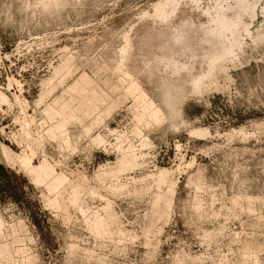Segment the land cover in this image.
Returning <instances> with one entry per match:
<instances>
[{
    "label": "rangeland",
    "instance_id": "rangeland-1",
    "mask_svg": "<svg viewBox=\"0 0 264 264\" xmlns=\"http://www.w3.org/2000/svg\"><path fill=\"white\" fill-rule=\"evenodd\" d=\"M155 1L0 0V264H264V0L213 70L218 0L168 26L143 17ZM134 79L163 122H139Z\"/></svg>",
    "mask_w": 264,
    "mask_h": 264
},
{
    "label": "bare ground",
    "instance_id": "bare-ground-1",
    "mask_svg": "<svg viewBox=\"0 0 264 264\" xmlns=\"http://www.w3.org/2000/svg\"><path fill=\"white\" fill-rule=\"evenodd\" d=\"M182 1L183 0H157L153 3L154 12L149 14L146 11V13L143 17H147V18L149 17V19L152 18L154 21V24L157 23V24L162 25V26L171 25L172 23H174V17L176 16L177 11L179 10ZM190 1L195 3L196 5H198L201 0H190ZM257 2H258L257 0H226V2H220L218 0L215 3V5L212 6L213 8L211 10L206 9L205 13L207 16V21H206V23L202 22L203 24L200 25L201 26L200 29L202 32L204 42L207 43V45L209 44L212 48L215 49L214 52L213 53L211 52L207 57V60H208L209 65L211 67V70H213L212 68L215 64H217V62H220L221 60L227 58L229 55L234 53L235 48L238 47L240 45V43L242 42L241 41V37L243 36L241 34L242 31L250 34V24L246 22V20H245L246 15L245 14H250V16L252 18H255L256 17ZM194 26H195V23L193 21H185V22L181 23V25L179 27H176L175 30L173 29L174 33L173 32L172 33H173L174 43H176L178 45L183 44L185 48L193 50L191 48L190 44L186 41L189 39L188 38L189 37V30ZM197 28H199V27H197ZM194 32L196 33V31H194ZM128 35H126V39H125L126 44L124 43L125 45H124V47H122V50H121L122 54L124 56L129 55V53L131 52V48H132L131 40H130V37ZM201 42H203V41H201ZM168 45H170V44H168ZM211 47H208V48H211ZM195 54L196 53H194L193 57H195ZM174 55L175 54H173V53H172V55H166L165 54V55H163V57L160 56V58L162 57L161 58L162 62L171 63L173 65L172 67H174V72L181 74V72L185 71L184 69L187 68L189 65H187L188 63L182 64L179 61H177V58H175ZM208 62H206V63H208ZM187 69H189V68H187ZM208 74H210V73H208ZM204 77H205V75L193 78V86L196 89H200V83L202 84L203 81L201 82V80ZM191 80H192V78H191ZM131 82L132 83L128 87L129 90H131L132 93H135V94L138 93L137 96L143 101V105H142V103H140L142 105V108H141V111H139L140 112L139 118H138L139 122H145L147 124V126H152V125L159 124V123L163 122L166 117H165V114H164V111L162 110V108L159 107L158 105H156L153 102L154 100L153 101L148 100L144 91H140L141 88H139V84H138V82L135 81V79H134V81H131ZM169 87H171V86H169ZM178 91L180 92V90H178ZM175 93H176L175 91H168L167 95L169 98L165 97V99H166L165 103H166V105L168 104V107H170L173 110L174 115L175 114L178 115L177 113H175L176 109L174 110V107H173L174 106L173 98H175V97L172 98V96ZM132 96H135V95H132ZM140 99H137V100H140ZM142 101H140V102H142ZM136 133L140 134V131L137 129ZM140 137H141V134H140ZM142 139H144V138H142ZM141 144H142V142H141ZM143 145L144 146L149 145V140L144 139ZM131 147H133V146H131ZM117 148H118V146H117ZM121 149L122 148H120V150ZM132 150H134V149L129 148L127 151L124 150L122 152L121 159H120L118 166L115 169H113L114 172L121 173L123 171H126L129 168L131 169L132 167L135 166V164H137L136 163L137 162V156H136L135 152H133ZM23 161L25 164H27L29 166L31 165L29 158L26 157L23 159ZM31 170H33L32 172L36 173L35 176H37V178L41 180L42 174H41V171H39L41 169H36V168L31 167ZM113 170H111V171H113ZM42 179H44V178H42ZM42 182H43V180H42Z\"/></svg>",
    "mask_w": 264,
    "mask_h": 264
}]
</instances>
